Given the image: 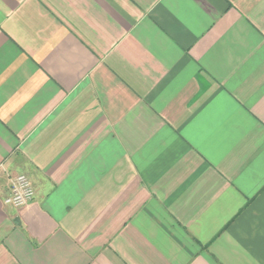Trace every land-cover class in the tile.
Here are the masks:
<instances>
[{
  "label": "crops",
  "instance_id": "crops-1",
  "mask_svg": "<svg viewBox=\"0 0 264 264\" xmlns=\"http://www.w3.org/2000/svg\"><path fill=\"white\" fill-rule=\"evenodd\" d=\"M0 264H264V0H0Z\"/></svg>",
  "mask_w": 264,
  "mask_h": 264
},
{
  "label": "built area",
  "instance_id": "built-area-1",
  "mask_svg": "<svg viewBox=\"0 0 264 264\" xmlns=\"http://www.w3.org/2000/svg\"><path fill=\"white\" fill-rule=\"evenodd\" d=\"M36 191L32 180L26 173H18L9 186L4 203L13 207L29 204L35 198Z\"/></svg>",
  "mask_w": 264,
  "mask_h": 264
}]
</instances>
